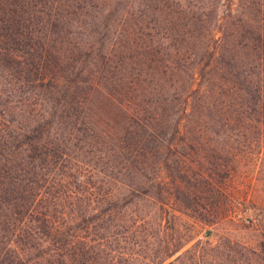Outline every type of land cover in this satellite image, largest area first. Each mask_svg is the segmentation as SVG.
Returning a JSON list of instances; mask_svg holds the SVG:
<instances>
[{
    "label": "rangeland",
    "instance_id": "obj_1",
    "mask_svg": "<svg viewBox=\"0 0 264 264\" xmlns=\"http://www.w3.org/2000/svg\"><path fill=\"white\" fill-rule=\"evenodd\" d=\"M50 3L65 80L40 89L0 64V113L65 153L53 173L108 213L94 219L83 198L67 209L72 227L133 249L127 264L168 242L183 247L163 264L197 243L207 256L176 264H241L228 243L264 242V0Z\"/></svg>",
    "mask_w": 264,
    "mask_h": 264
},
{
    "label": "trees",
    "instance_id": "obj_2",
    "mask_svg": "<svg viewBox=\"0 0 264 264\" xmlns=\"http://www.w3.org/2000/svg\"><path fill=\"white\" fill-rule=\"evenodd\" d=\"M49 4L50 0H0V64L23 83L33 82L40 89L51 90L65 78L55 72L60 61L53 54L56 47L51 36L58 14H52ZM130 135L123 137L125 148L133 141ZM145 136L136 135L132 144L144 146L155 137ZM64 156L42 135L17 130L0 113V264H127L125 260L135 258L133 249H111L108 235L96 236L90 227L79 233L72 227L75 221L67 209L83 198L85 212L94 219L108 213L92 205L99 200L93 199L88 189L79 191L65 175L53 173L62 167ZM131 224L125 234H130L131 239L139 237L142 224L134 219ZM142 238L145 239L143 235ZM199 245L166 264L181 262L192 252L191 259L199 254L201 258L207 256ZM182 247L180 242H168L156 252V259L141 264H163ZM239 248L228 243L224 251L233 252L241 264H264V242L255 249Z\"/></svg>",
    "mask_w": 264,
    "mask_h": 264
}]
</instances>
